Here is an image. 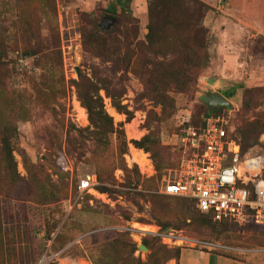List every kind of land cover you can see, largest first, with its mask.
<instances>
[{
    "label": "rangeland",
    "instance_id": "1",
    "mask_svg": "<svg viewBox=\"0 0 264 264\" xmlns=\"http://www.w3.org/2000/svg\"><path fill=\"white\" fill-rule=\"evenodd\" d=\"M246 3L249 16L260 22L240 30L243 37L238 35L235 45L230 46L220 43L221 39L218 42L217 37L221 32L218 18L222 15L225 20L227 12L212 6L204 10L200 25L209 30L204 64L189 91L169 88L173 106L168 103L169 107H163L149 97L139 75L126 70L121 62L86 51L82 45L83 33L102 29L98 25L111 15L109 8L114 6L118 27L115 23V28L102 29L114 30L107 39H118L123 47L136 36L146 40L147 0H131V13L122 11L117 0H0V46L4 53L0 64V135L7 122L18 126L12 145L20 176L8 181L0 170V264H36L46 250H62L51 264H176L173 251L177 246H168L159 237L158 245L164 249L151 252L139 248L143 238L151 234H142L136 226L158 229L167 219L172 223L167 230L190 237L239 248L264 247V227L231 226L220 236L196 223L177 228L173 225L175 212L183 201L161 192L166 184L163 176L174 178L178 171L185 129L200 126L213 113L208 92L232 94L227 97L232 106H219L214 114L224 115L229 120L227 129L237 137L247 131L250 139L255 134L253 123L264 124V0ZM227 4L221 1L216 6L225 11L230 7ZM230 48L238 50L234 54L240 60L235 82L226 83L221 78L220 85H214L211 69ZM167 51L161 60L174 59L172 49ZM95 74L132 115L128 119L101 88L105 110L115 127L107 140L103 134L95 137L90 133L96 128L77 94L76 81L81 76L94 80ZM76 102L86 111L84 117ZM145 135L151 139L150 152L132 143ZM134 148L145 153L149 164L145 169L133 161ZM63 150L72 172L63 171L56 163ZM135 167L139 182L129 186L127 179ZM88 174H95L98 183L81 195L78 182ZM102 185L109 190L99 191ZM116 226L126 229L109 228ZM189 249L194 248L183 247ZM217 251L249 264H264V252Z\"/></svg>",
    "mask_w": 264,
    "mask_h": 264
},
{
    "label": "trees",
    "instance_id": "2",
    "mask_svg": "<svg viewBox=\"0 0 264 264\" xmlns=\"http://www.w3.org/2000/svg\"><path fill=\"white\" fill-rule=\"evenodd\" d=\"M130 2L131 0H117V5L122 8V11L131 13ZM147 3L149 33L146 35V40H140L136 36L134 40L124 43L123 47L122 41L107 39L114 30L104 31L96 27L94 32L83 33L82 45L86 51L93 52L98 57L123 63L126 70H131L142 78L151 99L163 107H167L168 103H170L169 106H173L174 99L169 94L171 90L169 88H176L182 92L189 91L197 80L199 69L204 64V57L209 44V30L200 25V22L204 16V10L210 9L211 6L202 0H147ZM109 12L117 18L118 11L115 6L110 7ZM117 23L115 24L116 27H118ZM1 48L0 46V64H3L4 53ZM167 49H172L170 52L174 59L161 60L160 57H165V54L168 53ZM158 79L163 81L158 82ZM76 88L78 98L87 110L89 122L91 126L96 128L94 131H90L95 137H98V134H103L107 140L109 134L115 130L113 117L106 112L103 98L99 93L101 88H104L107 94L111 96L113 105L120 112L126 113L128 119H131V112L126 111L121 101L117 100L115 94L111 93L110 87L106 85L105 80L100 75L95 74L94 80L87 76H81L76 81ZM225 95L228 98L232 96L231 93H225ZM220 108L211 107L210 111L213 110V113H215ZM260 124L262 123L259 121L253 123L254 128L252 130L255 134L250 139L246 137L247 131L242 132L245 136H238L242 152L260 142V136L264 133V124ZM203 125L204 122L200 126ZM118 130L121 133L123 132V129ZM17 133L18 126L7 122L0 135V170H2V177L8 181L10 179L15 181L20 177L17 172V161L14 157V147L12 145V139ZM150 140L149 135H145L139 140H133L132 143L135 147L150 152L152 150L149 146ZM62 152L66 153L64 150L59 153ZM58 167L60 168L59 165ZM158 168L161 169V166L158 165ZM132 173L133 175H130L127 179V185H138L140 173L137 167L133 168ZM135 176L137 179H135ZM100 177L99 174L98 178L100 179ZM98 189L101 192L109 190L108 187L103 185L98 186ZM165 197L180 198L183 201L180 209L175 212V223L173 225L177 228L196 223L200 229H207L209 232L220 236L226 233L231 226L239 228L264 227V225L252 223L239 226L228 220L214 221L212 215L199 210L194 201L170 195ZM171 224L169 219L160 222L163 230H167ZM143 243L151 252L161 248L164 249L161 244L158 245L157 236H146L143 238ZM134 250H136V246ZM182 250V248L177 247L173 251L176 264H179ZM217 250L214 251L219 252ZM149 258H152V255Z\"/></svg>",
    "mask_w": 264,
    "mask_h": 264
},
{
    "label": "built area",
    "instance_id": "3",
    "mask_svg": "<svg viewBox=\"0 0 264 264\" xmlns=\"http://www.w3.org/2000/svg\"><path fill=\"white\" fill-rule=\"evenodd\" d=\"M224 115L210 114L204 125H189L182 135L181 159L174 178L163 176L165 195L194 201L199 210L208 212L214 221L228 220L239 226L264 225V133L259 143L242 152L238 137L227 129ZM57 164L63 171L72 167L66 153H59ZM95 174L78 182L80 194L96 188ZM117 230L125 227H109ZM132 230V229H130ZM137 230V229H134ZM162 239L168 246L227 249L239 253L264 252V248L245 249L226 246L188 235L178 230H139ZM144 232V233H143ZM46 250L36 264H51L62 250Z\"/></svg>",
    "mask_w": 264,
    "mask_h": 264
},
{
    "label": "crops",
    "instance_id": "4",
    "mask_svg": "<svg viewBox=\"0 0 264 264\" xmlns=\"http://www.w3.org/2000/svg\"><path fill=\"white\" fill-rule=\"evenodd\" d=\"M205 3L209 4L210 6L217 8L218 11L227 12L225 15V20L223 19L222 15L221 18H218L219 30L220 33L217 34V37H220L218 42L223 43L224 45H235L234 43L237 42L238 35L243 37V33L240 30H244L251 28L256 23L259 24L260 21L254 20L249 16V10H245L247 7L246 0H202ZM221 1L223 3H228L225 11L222 10V7L216 6L217 4L220 5ZM236 8V9H234ZM224 20L225 24L222 23ZM256 28V27H255ZM249 36V35H248ZM249 38V37H248ZM247 40V39H245ZM231 49V48H230ZM225 50L222 52L221 57L219 60L214 63V67L211 69V73H213L212 77L215 79L213 82L214 85H220L221 78L226 81V83L235 82L233 77L237 75L239 71L238 65L240 64V60L234 54V52H238V50ZM229 52V53H228ZM232 57L229 58L228 56ZM224 57H226L227 62H224ZM221 59V60H220ZM211 76V75H210ZM226 78V79H225ZM231 78V81H230ZM212 80V79H210ZM208 83V80H206ZM179 264H249L238 258L233 257L232 255L223 254L220 252H216L211 249H189V250H182L181 257L179 260ZM251 264H254L253 262Z\"/></svg>",
    "mask_w": 264,
    "mask_h": 264
},
{
    "label": "water",
    "instance_id": "5",
    "mask_svg": "<svg viewBox=\"0 0 264 264\" xmlns=\"http://www.w3.org/2000/svg\"><path fill=\"white\" fill-rule=\"evenodd\" d=\"M117 21V18L113 15H107L103 18L102 22L100 23V27L102 29H110ZM207 95L210 97L208 104L212 107H231L232 102L220 91L208 92ZM140 250L149 249L145 246L144 243L139 245Z\"/></svg>",
    "mask_w": 264,
    "mask_h": 264
},
{
    "label": "bare ground",
    "instance_id": "6",
    "mask_svg": "<svg viewBox=\"0 0 264 264\" xmlns=\"http://www.w3.org/2000/svg\"><path fill=\"white\" fill-rule=\"evenodd\" d=\"M76 104H77V106L79 108H81V106H79V103L78 102H76ZM80 110H81V113H80L81 114V117H84V114L86 115V111L83 108H81ZM134 152L135 153L133 155V161L138 162L143 169H145L147 166H149V164L147 165V161L145 160V156L146 155H145L144 152H141V151H139L137 149H135ZM136 227H137V229H140V230H146L147 228L152 229V230H155V228L152 227V226L151 227H148V226H144V225H137Z\"/></svg>",
    "mask_w": 264,
    "mask_h": 264
}]
</instances>
